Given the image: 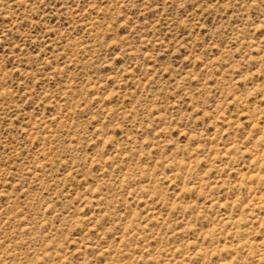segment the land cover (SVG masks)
<instances>
[{"label": "rangeland", "instance_id": "rangeland-1", "mask_svg": "<svg viewBox=\"0 0 264 264\" xmlns=\"http://www.w3.org/2000/svg\"><path fill=\"white\" fill-rule=\"evenodd\" d=\"M0 264H264V0H0Z\"/></svg>", "mask_w": 264, "mask_h": 264}]
</instances>
